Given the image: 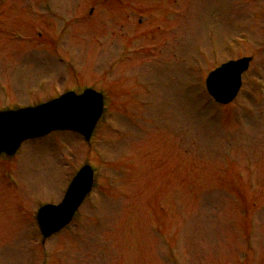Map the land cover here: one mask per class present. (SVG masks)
Listing matches in <instances>:
<instances>
[{
  "label": "rangeland",
  "instance_id": "374dc122",
  "mask_svg": "<svg viewBox=\"0 0 264 264\" xmlns=\"http://www.w3.org/2000/svg\"><path fill=\"white\" fill-rule=\"evenodd\" d=\"M240 57V96L220 107L205 77ZM82 86L106 100L89 143L56 133L0 159V264H264V0L1 4L0 108ZM85 165L96 211L39 249L38 205Z\"/></svg>",
  "mask_w": 264,
  "mask_h": 264
},
{
  "label": "water",
  "instance_id": "95a60500",
  "mask_svg": "<svg viewBox=\"0 0 264 264\" xmlns=\"http://www.w3.org/2000/svg\"><path fill=\"white\" fill-rule=\"evenodd\" d=\"M249 59L229 63L216 70L207 79V87L220 103H228L236 94L240 85V73L246 69ZM90 92V91H88ZM93 93V92H92ZM91 97L93 94L89 93ZM90 97L72 98L67 95L58 101L36 109L21 110L0 115V153L13 154L20 141L25 138L45 135L54 129H76L80 126V114L89 108ZM94 104L91 113L83 114V123L78 130L88 139L97 117L101 113V100L90 99ZM86 107V108H85ZM88 172L83 169L81 173ZM78 199V197H77ZM72 208L69 210V213ZM51 230L50 232H52Z\"/></svg>",
  "mask_w": 264,
  "mask_h": 264
}]
</instances>
